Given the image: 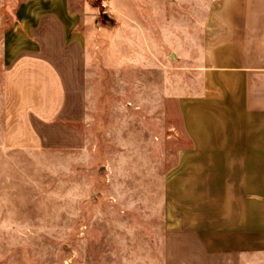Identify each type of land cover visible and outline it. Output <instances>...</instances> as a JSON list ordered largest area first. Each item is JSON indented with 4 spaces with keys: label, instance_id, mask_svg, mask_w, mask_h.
I'll use <instances>...</instances> for the list:
<instances>
[{
    "label": "rangeland",
    "instance_id": "obj_1",
    "mask_svg": "<svg viewBox=\"0 0 264 264\" xmlns=\"http://www.w3.org/2000/svg\"><path fill=\"white\" fill-rule=\"evenodd\" d=\"M216 1L0 0V264H161L166 228L192 213L178 209L193 195L178 181L192 151L178 98L195 88ZM45 11L84 47L83 116L61 122L80 144L7 149L2 73Z\"/></svg>",
    "mask_w": 264,
    "mask_h": 264
},
{
    "label": "crops",
    "instance_id": "obj_2",
    "mask_svg": "<svg viewBox=\"0 0 264 264\" xmlns=\"http://www.w3.org/2000/svg\"><path fill=\"white\" fill-rule=\"evenodd\" d=\"M204 29L195 88L178 98L192 145L178 181L193 194L178 209L192 213L166 228L161 264H264V0H217ZM17 36L2 73L3 146L78 147L61 122L83 116L82 42L55 11Z\"/></svg>",
    "mask_w": 264,
    "mask_h": 264
},
{
    "label": "built area",
    "instance_id": "obj_3",
    "mask_svg": "<svg viewBox=\"0 0 264 264\" xmlns=\"http://www.w3.org/2000/svg\"><path fill=\"white\" fill-rule=\"evenodd\" d=\"M101 8H102V14L104 15L105 14V9H106V6H105L104 3L102 4V7Z\"/></svg>",
    "mask_w": 264,
    "mask_h": 264
}]
</instances>
